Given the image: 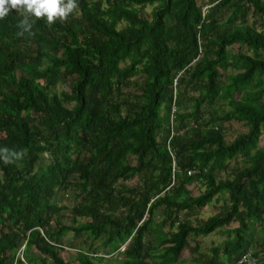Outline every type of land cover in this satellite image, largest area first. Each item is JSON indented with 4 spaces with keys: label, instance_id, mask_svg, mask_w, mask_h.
<instances>
[{
    "label": "trees",
    "instance_id": "16d2710c",
    "mask_svg": "<svg viewBox=\"0 0 264 264\" xmlns=\"http://www.w3.org/2000/svg\"><path fill=\"white\" fill-rule=\"evenodd\" d=\"M76 5L28 31L23 9L0 18V264H70L71 232L80 264H264V0Z\"/></svg>",
    "mask_w": 264,
    "mask_h": 264
},
{
    "label": "rangeland",
    "instance_id": "374dc122",
    "mask_svg": "<svg viewBox=\"0 0 264 264\" xmlns=\"http://www.w3.org/2000/svg\"><path fill=\"white\" fill-rule=\"evenodd\" d=\"M153 8H154L153 6H148L144 11L145 14L147 16H151ZM232 123H233V128L228 134L229 139H233L236 137L238 133L246 131V126H244L243 124L235 122V121ZM263 145H264V138L262 139V142H261V146ZM136 183H137V180L134 179L132 181H129L127 184L129 186H134L136 185ZM196 192H197V189H196ZM197 194H199V192H197ZM219 198H220L219 202H214L213 204H211L208 207H205L201 211L200 216L202 219H207L208 217L219 212V208L222 206L224 202L223 197H219ZM57 203L59 204L60 209H62L60 213V216L62 217H60L59 219L61 220L63 224L71 225L73 222H72L70 210L73 208L75 204V197H74L73 192H65V193L60 194L57 198ZM57 218L58 217H56V219ZM79 222H82V220L81 221L79 220ZM224 230L225 229H222L221 231L216 232L207 237L199 238L198 241L200 243V246H199L198 253L207 254L210 251V249L217 247L221 245L224 241L228 240L229 238L227 234L223 232ZM91 243H93L92 247L94 250H96V253L98 255H105L102 249V246H100V241L93 242L91 240ZM190 244H191V247L193 248L196 247L195 241L191 240ZM86 248H88V244H86L85 237L75 239L73 238V233L71 232L65 238V245H64V248L62 249L61 256L66 262L70 264H80L77 259V255L79 254V250L84 251V249ZM192 254L193 253L189 249L183 253L182 259L186 262V264L192 263V258H193ZM109 260H111V255H106L105 262L101 264H108Z\"/></svg>",
    "mask_w": 264,
    "mask_h": 264
},
{
    "label": "clouds",
    "instance_id": "9594fccd",
    "mask_svg": "<svg viewBox=\"0 0 264 264\" xmlns=\"http://www.w3.org/2000/svg\"><path fill=\"white\" fill-rule=\"evenodd\" d=\"M77 7L76 0H0V18L5 16L12 8L23 9L25 12L22 27L25 31L31 29L30 16L45 17L49 23L56 18H66ZM7 151V150H4ZM19 157V153H10Z\"/></svg>",
    "mask_w": 264,
    "mask_h": 264
},
{
    "label": "built area",
    "instance_id": "2783aa9c",
    "mask_svg": "<svg viewBox=\"0 0 264 264\" xmlns=\"http://www.w3.org/2000/svg\"><path fill=\"white\" fill-rule=\"evenodd\" d=\"M206 11V10H205ZM204 11V12H205ZM175 112V106L172 108V112H171V115H170V121H171V135H170V138L171 139L173 137V135L175 134V131H174V113ZM173 159H174V156H173ZM197 172V170L195 168H192L188 171V174L189 175H193ZM25 249V244L22 246V248L20 249V252H18L17 254V258H20L23 262H25V259L23 257V251ZM241 263H247V264H256V260L254 259L253 255L251 252H248L246 255L243 256L242 260L240 261V264Z\"/></svg>",
    "mask_w": 264,
    "mask_h": 264
}]
</instances>
